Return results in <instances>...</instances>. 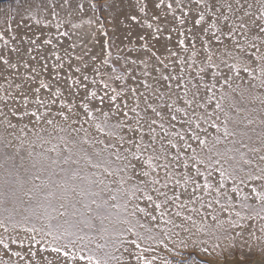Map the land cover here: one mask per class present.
<instances>
[{
  "label": "snow or ice",
  "instance_id": "obj_1",
  "mask_svg": "<svg viewBox=\"0 0 264 264\" xmlns=\"http://www.w3.org/2000/svg\"><path fill=\"white\" fill-rule=\"evenodd\" d=\"M25 2L12 20L15 28L0 31V145L13 149L5 152L11 163L0 164V228L7 234V240L0 234V264H53L42 255L49 251L63 257L55 264H128L124 255L133 253L127 245L151 252L161 244L185 250L176 253L182 259L162 264H196L186 250L207 254L200 238L206 230L216 241H230L229 249L239 247L241 257L230 264H264V252L253 255L243 231L238 246L224 221L212 215L216 226L209 228L201 211L232 206L228 180L236 196L241 185L264 181V0ZM101 9L107 15H96ZM85 17L90 30L79 37V51L69 45L63 55L45 53L52 37L44 29L69 36L73 21ZM101 33L117 55L105 54ZM41 108L47 116L55 109L61 122L46 119ZM25 117L59 132L70 127L68 140L82 156L65 141L61 159L26 166L13 139L24 144L13 120ZM80 159L89 162L81 166ZM214 175L219 181L213 190ZM250 192L259 208L245 194L239 206L247 215H235L264 220V190L253 184ZM138 214L156 225L141 223ZM113 216L127 227L106 226ZM21 223L30 225L23 236ZM259 231L249 238L264 241V225ZM141 259L154 264L136 256L138 264Z\"/></svg>",
  "mask_w": 264,
  "mask_h": 264
},
{
  "label": "rangeland",
  "instance_id": "obj_2",
  "mask_svg": "<svg viewBox=\"0 0 264 264\" xmlns=\"http://www.w3.org/2000/svg\"><path fill=\"white\" fill-rule=\"evenodd\" d=\"M88 2L89 3L95 2V0H88ZM26 7H27V3L25 2V0H6V1L0 2V31H3V29L6 26L10 28H15V25L12 23V20L18 18L17 17L18 10L23 12ZM101 11H103L104 14L107 15L106 10L104 9H101L100 11H98L96 15H100ZM87 20H88V17H85L83 20L73 21L75 28L69 27L67 29V31L70 32L69 36H64V37L60 36L58 32L55 30V28L51 30L44 29L43 30L44 33L52 37V43L44 45L45 53L50 54L53 51V49H55L57 54L63 55L65 48H68L69 45H71L72 48L75 49L76 51H79V47L82 44V40L79 37L90 30ZM5 22H7V25ZM36 31L39 34L40 29L37 28ZM63 31H65V28L61 27L60 32H63ZM44 38L45 36L42 35L41 40L38 41V43H42ZM97 38L101 42H104L105 54H108L109 52L113 56L118 54L116 52L115 47L109 49L106 43L107 37H105L102 33ZM10 46L11 45L9 44V47ZM2 47H3V41H0V48ZM95 51L97 52V54H99L100 52L99 44H97ZM66 59L67 57H65V60ZM52 62H53L52 60L48 61L49 69H51ZM48 75L49 73H45L44 78L47 79ZM3 84H4V81L0 80V85H3ZM41 94L47 95L46 91L43 89L41 90ZM257 106H259L258 102H257ZM34 109H35L34 105L29 107V111H33ZM40 113L44 114L46 119H54L57 122V124L61 122V119L57 115V111L55 109L52 110L51 116H47L46 111L43 108L40 109ZM81 119H83V117ZM13 123L17 124V132L19 133L20 137L24 138V144L21 145L20 141L15 140V137H13L16 150L20 151V154L25 156L24 162L26 166L31 164L33 160L37 161L38 163L48 164L50 160L61 159L59 154L65 150V141H68L69 146L72 147L73 152L75 153L78 159L82 156L78 148H76L75 146H72L70 144V141L68 140V138L73 135L72 129L70 127H66V130L63 132H59L54 127L47 125L43 121H40L39 123H37L36 120L30 117H25L19 123L16 120H13ZM25 127L27 128L28 131L20 132V129H23ZM2 132L3 130L0 129V134H2ZM59 137H64L65 140L62 141L61 139H59ZM54 148L56 149L55 151H53ZM12 151L13 149L11 148L5 149L3 145H0V164H4L6 162L8 164L11 163L10 161L6 160L5 152H8L9 154H11ZM29 153H31V159L28 158ZM16 162L19 163L18 156L16 157ZM88 162L89 161H87L86 159H80L81 166L86 165ZM218 181H219L218 175H214V178L209 181L210 183L214 185L213 190L215 189V186L218 184ZM200 183L201 184L203 183V178H201ZM253 184L255 185V187H257L258 190H264L261 187L262 185H264V181L249 182L247 183V186H244V185L240 186L241 191L239 193V196H236L231 191V189L235 187V185L231 183V180L226 181L225 191L227 195L231 198L232 206L225 207L224 209L221 210L219 205H215L214 206L215 210L205 208V209H202L201 211L202 213L206 215V219L204 223L207 226H209V228L215 229V226H216V222L212 220V215H217L220 221H224L225 222L224 228L227 230L229 235L236 237V244L238 246L241 243V239H242L240 236V233L241 231H243V240H245L246 244L252 247V254L255 255L259 251L264 252V241L258 242L256 239H254V237L249 238V234L254 233L255 236L261 235L259 230L261 226L264 225V220H261L260 218H255L252 220H247V219L242 220L236 217L235 215V213L238 211L241 213V216L247 215V210H243L239 206V198L244 196L245 194L249 195L250 197L249 203L259 208V201L255 199L252 193L250 192V189L253 187ZM114 203H119V201H110V204H114ZM198 206L199 205H197V207ZM140 207H146L148 208L149 211L151 210L149 206L146 204V202L144 201L140 202ZM111 211L113 213H116L118 209L112 208ZM153 214L159 217L158 212L153 213ZM138 218L141 220V223L148 224L149 226H155L157 223L155 221H152L150 217H146L145 214H138ZM229 220L236 221L239 224L244 225V227L239 228V227L229 226L227 223V221ZM112 221H113L112 224H110L108 221H105L106 226H108L109 228H112L113 225H115V227L120 228V229L127 227L126 225L116 223L115 216H113ZM28 227H30V225L21 223L17 226V231L19 232L20 235L23 236L25 229ZM159 227L163 228L164 226L163 224H160ZM0 234H4L3 228H0ZM124 235H125V238H128V239L134 238V237H130L127 233H125ZM4 237L7 240V234H4ZM200 238L202 240L207 241L205 245L201 246V247H206L208 249L207 254L201 252L199 248H195V249L189 248L188 250H186V254L187 252H190L197 258L196 264H200L202 260L211 259V258H215L222 262H225L226 261L225 259L235 260L236 258L239 259L241 257V251L239 247H237L236 249H229L227 247V244L230 243V241H226L223 239L216 241L213 237H210L209 235H207V230L204 233L200 234ZM99 242L102 243L103 241H99ZM27 244H28V240L25 239L24 246L27 247ZM214 244H219V247L214 248L213 247ZM127 246L129 247V251L133 253L131 257L128 256L127 254L124 255V260L127 261L128 264H138L136 260L137 255L141 257L146 256L148 260L154 261V264H162V261L164 259H171L173 261L182 259L183 257L178 256L176 253L178 251H185L183 249L173 248L171 244H168V248L171 249V251L166 250L164 245L161 244L159 247L155 249V251H151V252H145L143 246L140 249H136L134 246H131V245H127ZM12 247L13 249H17V250L19 249L18 245H13ZM40 247H44V245H40ZM48 247L50 249L52 246L48 245ZM244 252H248L246 245L244 248ZM2 255L3 253L0 252V256ZM42 255L47 260L52 261L53 264H55L57 260H60V261L63 260L62 256H59L58 254L53 253L51 251L42 253ZM5 259L7 258L5 257ZM13 259L16 260L17 258L13 257ZM37 259L39 258L37 257ZM17 264H21V262L17 261ZM22 264H28L27 260H24ZM79 264H84V262L83 261L79 262ZM139 264H145V261L141 259L139 261Z\"/></svg>",
  "mask_w": 264,
  "mask_h": 264
},
{
  "label": "bare ground",
  "instance_id": "obj_3",
  "mask_svg": "<svg viewBox=\"0 0 264 264\" xmlns=\"http://www.w3.org/2000/svg\"><path fill=\"white\" fill-rule=\"evenodd\" d=\"M238 258H236L235 260H237ZM225 262L221 261V264H230V262L234 261V260H230V259H225Z\"/></svg>",
  "mask_w": 264,
  "mask_h": 264
},
{
  "label": "water",
  "instance_id": "obj_4",
  "mask_svg": "<svg viewBox=\"0 0 264 264\" xmlns=\"http://www.w3.org/2000/svg\"><path fill=\"white\" fill-rule=\"evenodd\" d=\"M2 1H6V0H0V2H2Z\"/></svg>",
  "mask_w": 264,
  "mask_h": 264
}]
</instances>
